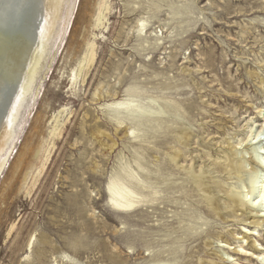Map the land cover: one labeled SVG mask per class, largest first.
<instances>
[{
	"label": "rangeland",
	"instance_id": "374dc122",
	"mask_svg": "<svg viewBox=\"0 0 264 264\" xmlns=\"http://www.w3.org/2000/svg\"><path fill=\"white\" fill-rule=\"evenodd\" d=\"M66 6L64 0L62 11ZM142 20L147 29L140 32ZM52 42L37 68L38 94L21 110L14 148L0 176V264H157L145 250L131 255L132 219L141 218L142 211L132 215V210L114 209L107 184L127 166L132 171V151H142L151 141L147 130H153L155 140L165 130L175 136L173 150L181 144L174 131L178 121H168L165 113L162 121L157 117L162 96L189 115L180 120L192 135L182 149L186 161L180 164L186 169L174 161L170 165L177 178L187 177L186 170L202 171L214 154L228 153V144L243 142L247 148L259 131L264 143V0H78L63 41ZM91 43L96 58L84 79L80 67ZM132 95L150 115L136 139L130 136ZM122 99L131 100L126 108L114 105ZM117 107L125 109H119V117ZM61 125L62 134L54 136L52 130ZM48 143L52 149L45 160L41 148ZM43 162L45 169L31 188L29 177ZM228 182L238 190L237 180ZM158 208L155 218L164 216L159 222L174 210ZM202 214L204 237L186 241V249L175 244L181 250L178 260L164 264H200L212 234L229 237L232 247L247 248L246 239L235 237L252 232L251 226ZM151 224L139 229L158 240L163 230H149ZM165 225L167 231L176 224ZM250 239L257 240L262 256L230 249L234 255L222 264H264V228ZM165 248L152 250L159 254Z\"/></svg>",
	"mask_w": 264,
	"mask_h": 264
},
{
	"label": "bare ground",
	"instance_id": "6f19581e",
	"mask_svg": "<svg viewBox=\"0 0 264 264\" xmlns=\"http://www.w3.org/2000/svg\"><path fill=\"white\" fill-rule=\"evenodd\" d=\"M65 1H67V6L62 11L64 0H0V176L8 165L14 148L15 128L18 125L21 110L31 95L38 94V92H34L37 68L47 55L52 41H63L64 34L73 21L78 0ZM102 6L100 4L98 7V17L101 15ZM96 22L95 24H97ZM140 23L139 31L142 32L145 29L146 20H142ZM94 47L93 43L89 44L84 64L80 67L84 79L89 74L96 58ZM255 76L259 77V74H255ZM260 81L264 83V79L261 77ZM135 91L136 89L132 85V92ZM162 97L165 100L156 110L157 117H160L162 121V115L165 113L167 118L170 117L178 121L177 124L180 128L176 127L174 131L179 133L182 139L181 144L173 150L171 145L175 136L171 137L165 130L163 131L165 135L160 140H155L153 130H147L151 141L142 151L138 149L132 151V171L127 166L128 170L126 168L116 172L107 184L110 196L108 202L114 209L132 210V215L142 211L140 213L142 219H132V249L134 250L131 255L138 256L145 250L148 256L158 262L157 264H164L163 260L171 262L178 260L177 257L181 254L180 246L186 249V241L191 239L196 241V239L204 237L202 229L206 221L202 213L205 212L207 216L217 218L224 224L245 222L244 225L251 226L249 229L254 232L243 231L242 237H235L246 239L244 241L247 243L246 249L243 245H240L239 249L237 246L232 247L234 242L229 237L209 232L207 235L212 234L208 236L210 240L206 242V245L210 247L209 253L200 264H222L234 255L230 249H234L236 253L247 250L259 258L263 255V250L261 247L259 248L257 240L250 238L260 227L264 228V143L261 140L263 131L254 134L251 141L247 143V148L246 146L242 148L243 142L238 144L240 146L228 144V153L214 154V159L205 164L202 171L186 170L187 177L177 178L170 165L172 161L176 162L178 166L182 161H186L182 156V149L188 148L192 135L191 131L183 130L180 125L184 124L180 120L187 119L189 115L186 110H183L180 103L172 101L171 98L167 101V96ZM130 101L115 102L114 105L119 104L125 107ZM135 101L136 99L132 95L130 103L134 117L130 133L132 139L139 137L140 128L150 120V115H146V110L137 106ZM130 104L129 106H131ZM113 107L116 109V106ZM119 109L125 111L124 108H118L115 111V116H120ZM170 118L167 120L170 121ZM121 121L123 122V118ZM120 125L121 123H119ZM63 129L64 125L57 126L52 130V133L54 136H59ZM127 132L129 133V131ZM157 146L161 150L157 149ZM51 149L50 143L42 144L41 150L46 154L45 160H48ZM246 154H250V156L248 157ZM210 155L212 156V154ZM24 158L25 154L22 156V159ZM148 158H153V160ZM181 168L186 169L183 165ZM44 169L45 162L40 165L36 173L34 172L35 174L32 173L30 177H25L26 181L28 177L31 179V188L36 185ZM233 179L237 180L239 184L235 185L238 187L237 191L231 188L234 183L228 182ZM204 201L207 202L205 206L202 204ZM158 204L174 209L166 215L165 222H159L164 219V216L160 219L155 218L154 213L159 209ZM180 207L183 209L182 213L178 211ZM184 215H188L189 218H184ZM166 222L176 225L166 231L164 228ZM146 223H152L147 226L149 230L157 232L163 230L158 240L149 238L151 231H140L139 228ZM32 239L30 247L33 244ZM214 243H216L215 248L212 246ZM141 244L143 249L135 250ZM175 244L179 247H175ZM155 246H167V248L156 254L152 250ZM164 253H168V256H162ZM185 264L194 263L192 260H188Z\"/></svg>",
	"mask_w": 264,
	"mask_h": 264
}]
</instances>
